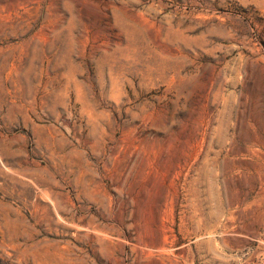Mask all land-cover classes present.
I'll return each instance as SVG.
<instances>
[{
    "label": "rangeland",
    "instance_id": "rangeland-1",
    "mask_svg": "<svg viewBox=\"0 0 264 264\" xmlns=\"http://www.w3.org/2000/svg\"><path fill=\"white\" fill-rule=\"evenodd\" d=\"M0 264H264V0H0Z\"/></svg>",
    "mask_w": 264,
    "mask_h": 264
}]
</instances>
